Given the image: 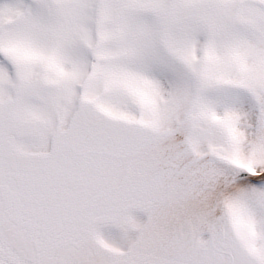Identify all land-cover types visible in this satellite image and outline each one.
Returning <instances> with one entry per match:
<instances>
[{"label": "snow or ice", "instance_id": "snow-or-ice-1", "mask_svg": "<svg viewBox=\"0 0 264 264\" xmlns=\"http://www.w3.org/2000/svg\"><path fill=\"white\" fill-rule=\"evenodd\" d=\"M0 264H264V0H0Z\"/></svg>", "mask_w": 264, "mask_h": 264}]
</instances>
